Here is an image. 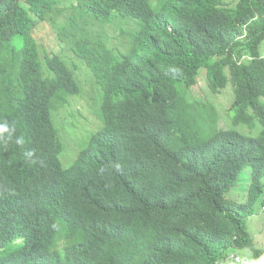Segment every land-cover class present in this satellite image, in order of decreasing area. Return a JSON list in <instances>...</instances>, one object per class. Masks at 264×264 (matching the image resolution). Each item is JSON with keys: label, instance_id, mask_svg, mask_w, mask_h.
<instances>
[{"label": "trees", "instance_id": "16d2710c", "mask_svg": "<svg viewBox=\"0 0 264 264\" xmlns=\"http://www.w3.org/2000/svg\"><path fill=\"white\" fill-rule=\"evenodd\" d=\"M61 14L69 49L42 52L34 31ZM263 43L264 0H0V264L264 255L247 229L264 198ZM85 83L103 123L66 169L61 126L90 105Z\"/></svg>", "mask_w": 264, "mask_h": 264}, {"label": "rangeland", "instance_id": "374dc122", "mask_svg": "<svg viewBox=\"0 0 264 264\" xmlns=\"http://www.w3.org/2000/svg\"><path fill=\"white\" fill-rule=\"evenodd\" d=\"M61 8L63 7L61 6L59 9ZM68 17L69 14H61L57 22L53 24L55 27L52 25V23H50L51 21L41 22L36 27L34 36L37 39L42 52H44L45 50H55L61 54H65L69 49L68 45L65 42L61 41L58 34L59 29L65 24L64 22L68 21ZM260 55L264 56V43L261 45ZM80 83L82 84L83 81L81 80ZM196 87L202 89V92L205 93V95H210L209 93H207V91H209V86L205 81H201V83H199ZM83 88L85 94L90 95V105L86 106L84 104L85 102L80 103V101L78 102L76 100L74 102L75 105L71 108V110L78 112L76 113V115L80 114V120L78 121L77 119L79 118L76 119L75 117H73V119L65 120V122L61 126L62 130L65 133V150L61 155V160L63 162L62 165H64L66 168L72 166V164L75 163L79 153L89 145L92 137L96 134V131L102 126L103 123L100 114V105L102 101L101 93L103 92V89L98 84L94 83H85ZM233 97L234 95H232V99L229 100L232 101ZM211 101L216 106L218 114L220 112V127L227 129L228 124L231 121V116L227 113V106L229 104L225 103L226 98L222 99V97L218 96L217 98V96H214ZM92 102H94V107L91 108ZM225 106L226 108L224 109ZM66 112H69L72 116H75L68 110L64 111L63 114L65 115ZM98 118L100 119L99 124ZM56 126L59 128L57 124ZM259 127L261 126L259 125ZM257 134L258 133H256V135ZM250 172V169H246L240 175L243 187H245L250 180ZM245 195L246 191H242L235 196L238 199H242ZM249 230V233L250 235H252L255 245L258 248L264 250V215L260 211L257 213L256 217L253 220L249 221ZM247 250L248 249L239 252V255L242 258H247L248 254L250 253L253 258H256L253 255V252L251 253Z\"/></svg>", "mask_w": 264, "mask_h": 264}, {"label": "clouds", "instance_id": "9594fccd", "mask_svg": "<svg viewBox=\"0 0 264 264\" xmlns=\"http://www.w3.org/2000/svg\"><path fill=\"white\" fill-rule=\"evenodd\" d=\"M65 59V58H64ZM99 85V84H98ZM100 86V85H99ZM101 87V86H100ZM230 105V104H229ZM229 105H228V107H229ZM256 108L257 109H263L264 108V97H260L259 99H257L256 100ZM64 111H66V109H64ZM102 115V114H101ZM98 120L100 121V119L98 118ZM256 122H258V120H256ZM231 123V121L229 122V124H228V127H227V129H229V125H231L230 124ZM261 125V124H260ZM8 131V129H7V127H4V126H0V134H2V133H5V132H7ZM96 135H94L93 137H92V139H91V141L93 140V138L95 137ZM90 141V142H91ZM14 142H18V143H23V139H17V138H15L14 139ZM4 143H5V141H4ZM6 144V143H5ZM82 152H80L79 153V155H78V157H77V159H76V161H75V163L78 161V159H79V156H80V154H81ZM29 155H31V153H29ZM60 160H61V155H60ZM62 160H61V165H62ZM74 164V163H73ZM73 164H72V166H73ZM72 166H70V167H68V168H71ZM63 167L64 168H66L64 165H63ZM68 168H66V169H68ZM250 182V181H249ZM259 207H260V209H259ZM261 212L263 215H264V198H263V202H262V204H261V206H258V211H257V213L258 212ZM257 213L255 214V215H253V216H251V217H249L248 218V220H247V224H248V234L250 235V230H249V221H251V220H253L255 217H256V215H257ZM250 237H251V239H252V242H253V244H254V246L256 247V248H258L256 245H255V243H254V240H253V237H252V235H250ZM259 250H261V251H264L263 249H261V248H258ZM246 250V248H238L237 246H234L233 248H231V249H229V250H227V251H223V255L222 256H219L218 257V259H217V261H216V263L215 264H264V255H260L259 257H256V258H253L252 256H251V254L249 253L248 254V257L247 258H242L240 255H239V252H242V251H245ZM247 251H249V252H253L252 250H250V249H248ZM253 255L255 256V254L253 253Z\"/></svg>", "mask_w": 264, "mask_h": 264}]
</instances>
